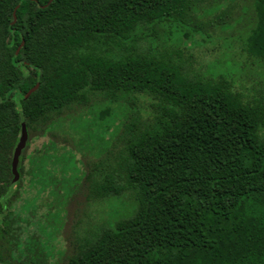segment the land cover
<instances>
[{"label": "trees", "instance_id": "trees-1", "mask_svg": "<svg viewBox=\"0 0 264 264\" xmlns=\"http://www.w3.org/2000/svg\"><path fill=\"white\" fill-rule=\"evenodd\" d=\"M237 1L0 0V263L264 264V94L198 71L190 51L210 29L234 28L226 20ZM252 10L242 49L264 64V0ZM100 101L110 105L94 114ZM23 125L28 140L50 142L41 155L21 154L20 177L80 172L74 151L55 141L74 137L97 156L84 164L86 201L125 200L108 221L91 215L62 261L13 233L6 199L20 184L12 162Z\"/></svg>", "mask_w": 264, "mask_h": 264}, {"label": "rangeland", "instance_id": "rangeland-1", "mask_svg": "<svg viewBox=\"0 0 264 264\" xmlns=\"http://www.w3.org/2000/svg\"><path fill=\"white\" fill-rule=\"evenodd\" d=\"M226 21L234 28L228 31L210 29L214 31L211 39H207L205 42L199 40L198 44L190 49L195 57L196 64L194 66L202 73L225 74L233 81L235 89L242 91L246 96L258 97L263 95L264 64L254 65L242 49L249 29L254 24L252 0H238L230 9V18ZM96 103L99 105L92 107L91 110V112L94 111V114L110 105L105 104L104 101ZM90 107L91 104L88 107L75 108L64 117L65 121L68 122L67 120L88 114ZM118 107L112 106V109L122 114V110ZM87 118L93 120L90 115H87ZM96 123L101 125L100 122ZM72 124L84 123L76 121ZM91 124L95 123L91 121ZM65 127L69 129L68 125ZM63 137L56 138L55 141L59 147H65L67 151H74L78 161L75 166L79 168L80 172L76 173L74 168L72 169L74 166L70 167L69 165L70 168L67 169L66 173L59 169L47 171L44 174L36 172L32 176L31 182L28 175L19 176L17 181V183L20 181L19 187H13L6 199L9 200L11 207L10 216L13 221H16L14 223L15 232H13L15 238H19L21 241H29V243L33 240V242L43 241L54 255V258L49 259L51 263L56 260H63L65 256L76 252L75 248L78 246L79 236H83L84 230L89 227V224L91 225V215L99 216L96 213L100 210L103 214L102 221H108L109 215L112 214L111 210L113 208L121 210L120 203L125 202L122 199L117 203L107 202L101 206H96L95 203L91 204V202L86 201L84 174L87 173V169L84 164L97 161V156L92 150L84 153L79 152L77 150L79 143L74 137L67 136V143L63 141ZM109 137L110 135L107 134L106 140ZM49 140L50 138L27 140L22 153L24 152V156L27 157H36L44 151V143H49ZM22 164L26 166V171H29V158ZM5 209L4 205V213H0V226L3 217L8 213ZM96 223L99 225L102 222L97 219ZM10 238L12 239V237ZM14 253L17 252L14 251ZM0 255L7 258L1 236ZM0 264H7V261Z\"/></svg>", "mask_w": 264, "mask_h": 264}, {"label": "water", "instance_id": "water-1", "mask_svg": "<svg viewBox=\"0 0 264 264\" xmlns=\"http://www.w3.org/2000/svg\"><path fill=\"white\" fill-rule=\"evenodd\" d=\"M18 8H16L15 12H14V22H16V11H17ZM20 50V48H19ZM18 50V51H19ZM38 88V85L32 89L26 96V99H28ZM28 140V133H27V129H26V126L23 125V130H22V134H21V137H20V141L18 143V146L16 147L15 149V152H14V156H13V162H12V171H13V174H14V181H13V185H15L19 179V172H18V164H19V159H20V156H21V153L26 145V142Z\"/></svg>", "mask_w": 264, "mask_h": 264}]
</instances>
